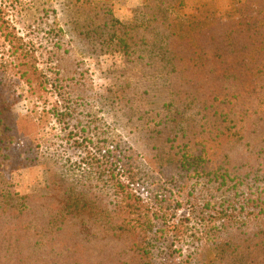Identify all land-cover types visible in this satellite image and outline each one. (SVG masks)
<instances>
[{
    "label": "rangeland",
    "instance_id": "374dc122",
    "mask_svg": "<svg viewBox=\"0 0 264 264\" xmlns=\"http://www.w3.org/2000/svg\"><path fill=\"white\" fill-rule=\"evenodd\" d=\"M162 1L165 5L175 3L172 10L180 21L197 0H185L182 5L178 0ZM209 1L224 16L233 11L238 0ZM157 3L158 0H0V105L7 104L8 119L10 111L20 117L18 124L15 117L12 122L33 139L31 148L39 139L61 158L78 161L86 151L96 156L94 150L104 149L108 138L118 139L125 149V162L155 183L146 178L148 184L139 185L150 207L135 206L132 197L128 202L123 200L120 207L124 211L117 212L129 220L126 232L124 222L120 228L124 233L119 236L109 228L103 236L96 235L92 243H86L85 250H76L86 259L77 257L79 264H145L144 260L150 264H263L262 244H253V239L247 237L248 231L260 227L259 221L249 224V230L222 234L232 241L225 242L224 251L217 246L206 248L208 239L202 238L200 232L211 224L202 223L204 218L200 220L190 206H183L182 200L175 202L169 197L170 188H176L181 178L187 179L189 172L205 174L218 166L217 173L226 171L224 180L219 187L214 182L199 185L197 199L209 202L206 209L223 197L231 203L239 201L241 190L249 186L250 165L245 150L250 151V142L244 141L257 142L260 136L248 134L252 129L243 124L234 129L241 133L240 138L231 140L238 133L230 132V127L223 129L227 123L223 109L230 104L225 100H215L220 110L210 114L204 111L200 115L191 108L172 112L171 91H201L203 98L207 94L211 97V88L219 92L231 81L198 77L183 80L180 74L178 78L171 72L172 68L167 71L170 59L158 47L167 45V17L164 6ZM243 80L236 81L230 92L238 91ZM253 83L255 90L264 91V80ZM245 91L249 88L245 87ZM246 98L243 95L241 105L249 102ZM258 103L264 107V94L259 93ZM56 107L65 112L60 120L51 114ZM253 130L263 133L264 126ZM17 148L19 145L12 150ZM9 151L0 145V160L5 162L8 156L2 157V153ZM3 164L0 176L19 193H37L49 181L47 164L35 162L11 171ZM179 189L182 199L191 197L187 186ZM101 190L99 187L88 194L97 208L107 206ZM159 193L168 196L157 201L153 195ZM9 214L15 215L12 211ZM147 223L145 237L151 241L152 251L142 253L135 249L134 242L139 241ZM101 227V223L95 226ZM176 240L179 248L172 246ZM193 246L201 248L195 258L183 257L182 253H190ZM230 249L237 252L231 253Z\"/></svg>",
    "mask_w": 264,
    "mask_h": 264
},
{
    "label": "trees",
    "instance_id": "16d2710c",
    "mask_svg": "<svg viewBox=\"0 0 264 264\" xmlns=\"http://www.w3.org/2000/svg\"><path fill=\"white\" fill-rule=\"evenodd\" d=\"M184 1L178 0L177 3L182 5ZM208 2L197 0L180 21L174 17L172 10L175 3L166 2L165 5L162 0L157 3L164 6L167 17L164 28L167 45L158 46L170 59L167 62L171 67L167 71L172 68L171 72L178 78L180 74L183 80L198 77L231 81L230 86H222L219 92L213 91L216 87L211 88V97L207 94L203 98L199 94L201 91H171L169 99L173 104L172 112L191 108L200 115L204 111L210 114L220 110L213 103L215 100H225L230 104L226 103L223 109L222 114L227 121L223 129L230 127L233 129L230 132L236 133L235 130L244 124L252 129L248 134L260 137L256 139L257 142L248 139L244 141L250 142V151L245 150L250 165L247 172L249 186L241 190L240 199L236 203L223 197L217 203L213 201L210 209H206L209 202L197 199L199 185L214 182L219 187L224 180L226 171L217 173L218 166L210 168L205 174L189 172L187 179L181 178L176 188H170L172 193H169V197H173L175 202L182 200L183 206H190V210L199 215V219L204 218L202 223L211 224L209 227L203 226L200 232L202 238L208 239V243H204L206 248L217 246L219 251H224L225 242L232 241L224 239L222 234L236 229L249 230V224L259 221L260 227L248 231L247 237L253 239V244L260 242L264 250V132L258 134L253 130L264 126V107L258 103L259 93L264 94V91L255 90L253 83L258 79L264 80V0H238L233 11L224 16ZM241 79H244L242 87L239 84L238 91L230 92L231 87L236 86V81ZM245 87L249 91H245ZM243 95L249 102L241 105ZM5 106L7 104L0 105V145L2 149L8 148L11 151L2 153V157H8L5 162L0 160V164L4 162L3 166L6 165L9 171L35 162L47 164L49 181L37 193H19L9 180L0 176V264L6 261L11 264H53L55 261L58 264H79L77 257L83 261L86 259L76 250H85L86 243H92L96 235L103 236L109 228L114 235L119 236L124 222L126 232L130 226L129 220L117 212L118 209L123 210L120 207L123 200L132 197L133 202L136 201L135 206L150 207L139 187L142 183L148 184L146 178L149 177L125 162V149L118 144V139L108 138L104 142V149H93L96 156L86 151L78 161L63 159L47 149L39 139L31 148L33 139L12 122V117H15L18 124L20 117L10 111L11 118L8 119ZM63 110L57 107L51 109L55 120L62 118L65 114ZM198 123H203L201 116H198ZM235 135L232 141H237L241 133ZM15 145H19V148L13 151ZM149 181L153 183V179ZM183 186H187L191 197L185 196L182 199L179 188ZM99 187L107 199L104 208L94 206L95 200L88 196ZM153 196L155 200L161 201L168 195L163 197L159 193ZM11 211L15 215L10 216ZM98 223L102 227L96 229ZM148 228L149 223L142 230L139 241L134 242L135 249L142 253L152 251L151 241L145 237ZM177 242L172 243L174 248H179ZM200 250L199 246H193L190 253L183 254L181 249L179 252L190 260ZM230 252L237 251L230 249ZM262 259L264 264V251ZM144 261L145 264L151 263Z\"/></svg>",
    "mask_w": 264,
    "mask_h": 264
}]
</instances>
